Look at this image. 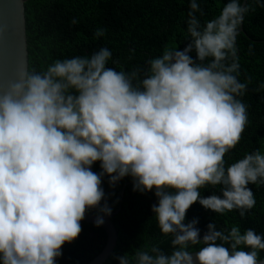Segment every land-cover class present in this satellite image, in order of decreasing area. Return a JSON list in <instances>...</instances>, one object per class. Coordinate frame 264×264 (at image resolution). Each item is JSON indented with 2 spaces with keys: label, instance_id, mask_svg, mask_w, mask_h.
Wrapping results in <instances>:
<instances>
[{
  "label": "clouds",
  "instance_id": "clouds-1",
  "mask_svg": "<svg viewBox=\"0 0 264 264\" xmlns=\"http://www.w3.org/2000/svg\"><path fill=\"white\" fill-rule=\"evenodd\" d=\"M189 4L187 43L166 47L147 68L108 67L112 51L101 47L23 71L0 90V264H56L86 212L96 210L94 226H102L112 213L105 176L111 188L130 177L133 191L153 192L158 227L173 237L170 254L152 244L131 257L113 253L118 264H264V235L254 229H217L212 221L201 235L198 217L185 222L197 202L243 218L256 204L249 185L264 184L261 149L225 160L248 124L240 97L251 77L238 79L236 42L255 8L227 0L202 25L200 3ZM106 32L97 28L94 38ZM217 186L219 194L201 195ZM195 245L203 246L190 251Z\"/></svg>",
  "mask_w": 264,
  "mask_h": 264
},
{
  "label": "trees",
  "instance_id": "trees-1",
  "mask_svg": "<svg viewBox=\"0 0 264 264\" xmlns=\"http://www.w3.org/2000/svg\"><path fill=\"white\" fill-rule=\"evenodd\" d=\"M198 2L204 15L197 12L196 16L203 25L219 14L227 0ZM248 3L255 11L246 14L236 42L241 66L238 79L245 82L246 77H251L247 91L240 97L248 105V124L240 142L225 155L226 166L258 148L264 154V88H260L264 83V0L259 4L255 0H248ZM189 10V0H24L27 71H41L57 59L91 55L101 47L112 51L108 67L117 71L121 68L130 71L137 65L147 68L145 61L161 55L166 47L183 48L187 43ZM74 18L78 21L75 25L70 23ZM97 28H106V35L94 38ZM113 60L118 63L114 64ZM258 88L260 90L256 91ZM92 170H101L99 162ZM107 180L105 176L102 186L112 211L119 198L121 200L119 210L110 217L116 230L115 245L102 264H118L113 253L122 255L128 252L131 257L136 248L152 244H158L170 254L173 237L161 233L151 211V205L157 199L154 193L133 191L130 177L122 179L115 188L109 187ZM249 187L256 204L245 217L241 218L238 210L217 214L197 202L188 210L185 222L198 217L197 227L201 229V235L212 221L217 229L238 225L242 233L251 228L264 235V184H250ZM214 191L219 194V186L201 189V195H211ZM86 213L98 214L94 209ZM81 225L79 237L63 245V254L57 258L56 264H87L103 248L104 230L84 221ZM202 246H190L189 250L196 251ZM259 258L264 259V250L260 251Z\"/></svg>",
  "mask_w": 264,
  "mask_h": 264
},
{
  "label": "water",
  "instance_id": "water-1",
  "mask_svg": "<svg viewBox=\"0 0 264 264\" xmlns=\"http://www.w3.org/2000/svg\"><path fill=\"white\" fill-rule=\"evenodd\" d=\"M244 2L242 0L241 4ZM27 64L24 0H0V90L6 89L9 82L18 79L21 72L27 71ZM120 200L110 216H103L104 223L100 227L105 232V244L87 264H102L113 250L116 230L110 217L119 210ZM96 216L86 213L83 221L94 224Z\"/></svg>",
  "mask_w": 264,
  "mask_h": 264
},
{
  "label": "rangeland",
  "instance_id": "rangeland-1",
  "mask_svg": "<svg viewBox=\"0 0 264 264\" xmlns=\"http://www.w3.org/2000/svg\"><path fill=\"white\" fill-rule=\"evenodd\" d=\"M102 250V249H101Z\"/></svg>",
  "mask_w": 264,
  "mask_h": 264
}]
</instances>
